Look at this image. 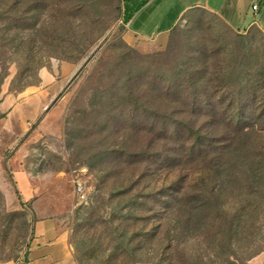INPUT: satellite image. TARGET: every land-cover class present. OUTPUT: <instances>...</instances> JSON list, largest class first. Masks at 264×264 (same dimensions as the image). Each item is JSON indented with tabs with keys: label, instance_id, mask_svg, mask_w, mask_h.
I'll use <instances>...</instances> for the list:
<instances>
[{
	"label": "rangeland",
	"instance_id": "rangeland-1",
	"mask_svg": "<svg viewBox=\"0 0 264 264\" xmlns=\"http://www.w3.org/2000/svg\"><path fill=\"white\" fill-rule=\"evenodd\" d=\"M45 71L24 155L38 197L0 191V262L26 256L38 202L76 264L262 263L263 28L197 8L157 40L128 29L122 0H0V88Z\"/></svg>",
	"mask_w": 264,
	"mask_h": 264
},
{
	"label": "crops",
	"instance_id": "crops-1",
	"mask_svg": "<svg viewBox=\"0 0 264 264\" xmlns=\"http://www.w3.org/2000/svg\"><path fill=\"white\" fill-rule=\"evenodd\" d=\"M253 6L258 10L254 11ZM263 6L264 0H149L127 26L140 37L164 39L189 11L202 8L235 28L249 30L257 25L264 29L256 20ZM52 94L47 71L42 72L38 86H28L20 93L0 88V191L11 198L18 194L26 203L38 197L24 165L27 147L41 136V128H33L31 124H37ZM6 153H9L7 158ZM33 207L36 220L26 256L14 263L0 264H76L67 233L54 219L46 217L52 210L42 209L38 202Z\"/></svg>",
	"mask_w": 264,
	"mask_h": 264
},
{
	"label": "trees",
	"instance_id": "trees-1",
	"mask_svg": "<svg viewBox=\"0 0 264 264\" xmlns=\"http://www.w3.org/2000/svg\"><path fill=\"white\" fill-rule=\"evenodd\" d=\"M148 1L149 0H122V21L123 23L127 25L131 21V19L134 17V15L137 12H139L141 8L144 5H146V3H148ZM193 136L198 137V140L194 142L195 144L203 145L204 143L208 141V140L205 141L204 136H201L198 133H194Z\"/></svg>",
	"mask_w": 264,
	"mask_h": 264
},
{
	"label": "built area",
	"instance_id": "built-area-1",
	"mask_svg": "<svg viewBox=\"0 0 264 264\" xmlns=\"http://www.w3.org/2000/svg\"><path fill=\"white\" fill-rule=\"evenodd\" d=\"M253 9H254V11H257V10H258V7H257V6H253ZM76 191H77V193H78L80 196L83 197L84 194H85L84 185L78 182V183H77Z\"/></svg>",
	"mask_w": 264,
	"mask_h": 264
}]
</instances>
